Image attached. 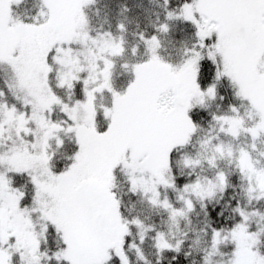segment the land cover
<instances>
[{
  "label": "snow or ice",
  "instance_id": "1",
  "mask_svg": "<svg viewBox=\"0 0 264 264\" xmlns=\"http://www.w3.org/2000/svg\"><path fill=\"white\" fill-rule=\"evenodd\" d=\"M92 3L0 0V264H264V0H163L131 45Z\"/></svg>",
  "mask_w": 264,
  "mask_h": 264
},
{
  "label": "trees",
  "instance_id": "2",
  "mask_svg": "<svg viewBox=\"0 0 264 264\" xmlns=\"http://www.w3.org/2000/svg\"><path fill=\"white\" fill-rule=\"evenodd\" d=\"M37 0H21V4L17 8V11L23 15L25 13H31L35 10L34 6ZM163 0H94V3L90 5L89 14L92 19V23L100 28L101 25L103 28L109 27V22L113 29H115V24L118 19H122L124 17L128 18V31L126 33L127 40L129 45L136 43L139 39L138 33L141 30L147 29L149 32L154 30L153 21L159 22L157 20V16L159 14L160 18L163 19V9L161 8V4ZM187 31L184 24L180 21H176L174 27L170 30L169 33H161V43L164 45L161 51L164 54L171 53L173 56L177 54V49L174 47V44H178L181 36L184 35V32ZM120 71V69H117ZM5 74L0 73V80H2ZM119 78V77H118ZM243 139V138H242ZM234 183L238 184V181H234ZM233 191H239L237 187L235 190L231 187L226 190L224 195L221 197V204L225 200L231 199L230 193ZM170 195H172L171 190H169ZM125 206L127 208H131L132 215L137 214L139 210H143L140 212L142 216H150L149 221H155L158 227L163 226L161 223V213H157L154 210L148 208L146 202L141 203L137 198L136 194H125ZM130 197V198H129ZM133 201L135 202L133 204ZM256 207H264V200L255 202ZM228 210L226 209L225 214H227ZM203 215L197 216L195 213L192 214V221L196 227H200L203 223ZM189 235H192L189 232ZM132 239V237H129ZM138 240V237H137ZM186 245L190 244L191 241H185ZM145 254L149 256L155 262V248L153 246V241L151 236L145 237V241L143 244ZM130 255L135 259V250L132 249L130 251ZM170 258V255H169ZM195 258L197 261L201 258V254L193 251L192 256L189 259ZM143 264V262H140ZM164 264H167V259L164 261Z\"/></svg>",
  "mask_w": 264,
  "mask_h": 264
},
{
  "label": "rangeland",
  "instance_id": "3",
  "mask_svg": "<svg viewBox=\"0 0 264 264\" xmlns=\"http://www.w3.org/2000/svg\"><path fill=\"white\" fill-rule=\"evenodd\" d=\"M5 70H6V66L5 65H0V73L5 74ZM60 115H62V114H60ZM54 116H55V114H54Z\"/></svg>",
  "mask_w": 264,
  "mask_h": 264
}]
</instances>
